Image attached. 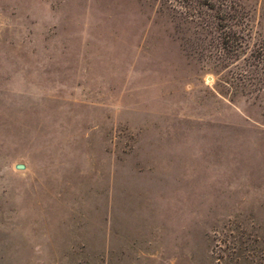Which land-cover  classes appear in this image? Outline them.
Wrapping results in <instances>:
<instances>
[{
	"label": "rangeland",
	"instance_id": "obj_1",
	"mask_svg": "<svg viewBox=\"0 0 264 264\" xmlns=\"http://www.w3.org/2000/svg\"><path fill=\"white\" fill-rule=\"evenodd\" d=\"M185 2L0 0V264H264V0Z\"/></svg>",
	"mask_w": 264,
	"mask_h": 264
},
{
	"label": "trees",
	"instance_id": "obj_2",
	"mask_svg": "<svg viewBox=\"0 0 264 264\" xmlns=\"http://www.w3.org/2000/svg\"><path fill=\"white\" fill-rule=\"evenodd\" d=\"M190 2L197 4L202 8L217 10L218 14H221L220 16H217L218 21L215 25L217 30L221 31V34H223V40L221 43L225 50L229 51L231 54H233V56L236 55V53L240 50L241 45L234 43V41H232L231 39L234 35L240 32L238 30L240 24H238L239 19H236L237 15L233 14L232 12V7L226 2L218 4V0H187V3L185 2V5H181L186 8L187 6H189V4H191Z\"/></svg>",
	"mask_w": 264,
	"mask_h": 264
},
{
	"label": "water",
	"instance_id": "obj_3",
	"mask_svg": "<svg viewBox=\"0 0 264 264\" xmlns=\"http://www.w3.org/2000/svg\"><path fill=\"white\" fill-rule=\"evenodd\" d=\"M16 168H17V169H23V168H24V166H23V165H21V164H18V165H16Z\"/></svg>",
	"mask_w": 264,
	"mask_h": 264
}]
</instances>
